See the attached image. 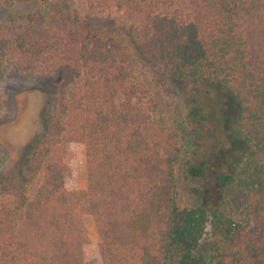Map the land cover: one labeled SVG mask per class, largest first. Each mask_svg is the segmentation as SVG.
I'll return each mask as SVG.
<instances>
[{
	"label": "trees",
	"instance_id": "16d2710c",
	"mask_svg": "<svg viewBox=\"0 0 264 264\" xmlns=\"http://www.w3.org/2000/svg\"><path fill=\"white\" fill-rule=\"evenodd\" d=\"M2 1L13 9L24 0ZM28 1L0 24V65L59 83L45 131L19 170L0 178V264H88L86 216L100 264H264V0H84L91 12L123 16L153 86L214 87L229 98L245 150L215 178L220 207H206L199 186L210 121L201 99L190 94L177 127L157 125L130 87L129 52L115 36L51 0ZM66 145L83 150L84 190L68 185ZM240 193L247 203L236 214Z\"/></svg>",
	"mask_w": 264,
	"mask_h": 264
},
{
	"label": "rangeland",
	"instance_id": "374dc122",
	"mask_svg": "<svg viewBox=\"0 0 264 264\" xmlns=\"http://www.w3.org/2000/svg\"><path fill=\"white\" fill-rule=\"evenodd\" d=\"M16 2L13 9H7L0 0V24L14 12L27 10L31 3L28 0ZM53 5H59L67 15L77 14L82 21L101 27L128 49L127 76L130 87L138 89L137 101L154 111L152 120L157 125L163 128L177 127V117L185 118L188 115L190 94L201 99L204 113H208L210 121L203 124L200 132L202 145L198 161L205 163L207 174L199 186L205 206L220 207L223 199L215 178L237 166L245 150L235 133L234 117L231 108H228L229 98L214 87L175 84L160 89L153 86V73L130 46L125 35L127 25L121 14L91 12L84 0H51L50 7ZM58 83L59 77L55 75L25 77L15 74L4 63L0 65V178L19 170L32 143L45 131L42 113L48 100L55 94ZM122 121L125 122L123 118ZM218 123L222 126H218ZM66 147L74 153L68 185L75 190H84L86 170L83 150L78 146ZM246 203V196L240 193L232 204L233 212L241 213ZM22 217V212H19L18 219ZM84 223L85 236L93 246L88 264H100L97 251L99 238L93 221L86 216ZM210 243V236L206 234L200 243V252L205 253Z\"/></svg>",
	"mask_w": 264,
	"mask_h": 264
}]
</instances>
